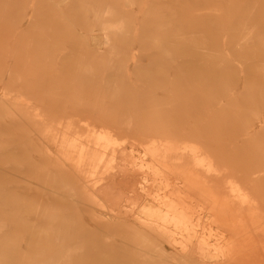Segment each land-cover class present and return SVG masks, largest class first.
<instances>
[{"label": "bare ground", "instance_id": "1", "mask_svg": "<svg viewBox=\"0 0 264 264\" xmlns=\"http://www.w3.org/2000/svg\"><path fill=\"white\" fill-rule=\"evenodd\" d=\"M182 8L207 12L179 20L201 34L264 31V0ZM90 34V51L110 48ZM197 48L143 46L117 91L77 92L57 122L0 76V264H264V75L239 89L221 73L234 65Z\"/></svg>", "mask_w": 264, "mask_h": 264}, {"label": "rangeland", "instance_id": "2", "mask_svg": "<svg viewBox=\"0 0 264 264\" xmlns=\"http://www.w3.org/2000/svg\"><path fill=\"white\" fill-rule=\"evenodd\" d=\"M182 6L184 0H0V76L9 77L8 84L40 95L48 120L55 122L65 115L68 99L77 92L117 91L126 76L123 64L131 53L139 56L145 45L150 49L183 47L184 51H195L202 45L211 53L208 57L218 51L234 65L221 73L228 77L240 74L243 78L240 76L237 88L257 91L260 74L264 75V31L242 21L239 26L220 22L216 41V28L201 34L179 22L183 18L194 22L207 12H184ZM208 13L224 18L227 12ZM101 31L107 35L110 48L102 53L90 51L88 33L93 36ZM256 44L261 56L253 50ZM68 52L72 55L67 57ZM250 61L253 71L248 75L246 68L243 72L240 69ZM228 82L224 78L218 88L230 87ZM262 97L254 98L253 112L263 105L264 93ZM71 110L69 107V113Z\"/></svg>", "mask_w": 264, "mask_h": 264}]
</instances>
